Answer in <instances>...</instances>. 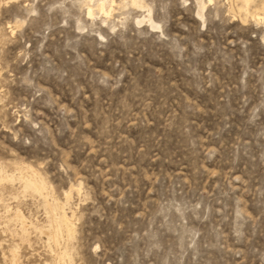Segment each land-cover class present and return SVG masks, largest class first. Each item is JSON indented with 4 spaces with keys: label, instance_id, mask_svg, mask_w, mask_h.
Masks as SVG:
<instances>
[{
    "label": "rangeland",
    "instance_id": "1",
    "mask_svg": "<svg viewBox=\"0 0 264 264\" xmlns=\"http://www.w3.org/2000/svg\"><path fill=\"white\" fill-rule=\"evenodd\" d=\"M0 264H264V0H0Z\"/></svg>",
    "mask_w": 264,
    "mask_h": 264
},
{
    "label": "bare ground",
    "instance_id": "2",
    "mask_svg": "<svg viewBox=\"0 0 264 264\" xmlns=\"http://www.w3.org/2000/svg\"><path fill=\"white\" fill-rule=\"evenodd\" d=\"M100 7L102 8L103 7V3L100 4ZM89 14L91 13V11L88 12Z\"/></svg>",
    "mask_w": 264,
    "mask_h": 264
}]
</instances>
